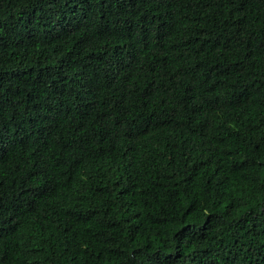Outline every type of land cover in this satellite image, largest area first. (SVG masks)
Returning a JSON list of instances; mask_svg holds the SVG:
<instances>
[{"label": "trees", "instance_id": "1", "mask_svg": "<svg viewBox=\"0 0 264 264\" xmlns=\"http://www.w3.org/2000/svg\"><path fill=\"white\" fill-rule=\"evenodd\" d=\"M0 264H264V0H0Z\"/></svg>", "mask_w": 264, "mask_h": 264}]
</instances>
